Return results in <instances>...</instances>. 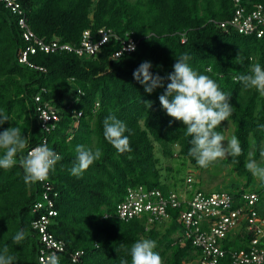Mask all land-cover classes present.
Wrapping results in <instances>:
<instances>
[{"label": "trees", "instance_id": "1", "mask_svg": "<svg viewBox=\"0 0 264 264\" xmlns=\"http://www.w3.org/2000/svg\"><path fill=\"white\" fill-rule=\"evenodd\" d=\"M17 1L22 10L19 15L0 2V110L10 119L0 125V132L20 127L22 137L29 140L28 148L45 141L63 159L43 182L25 183L19 163L0 169V249L7 244L10 254L17 257L16 264H40L32 222L37 216L33 205L43 200V191L56 210L49 230L64 243L60 264H120L121 259L131 264L130 247L142 238L156 241L163 264H199L198 251L184 238L183 228L176 232L183 226L177 220L178 209H169L168 221L152 223H147L146 214L128 220L116 214L129 189L156 188L164 195L177 191L172 166L162 165L164 160L181 158L197 165L188 154L191 137L186 135V126L169 117L159 103L170 81L165 79L164 87L148 94L133 78V71L144 61L152 63L154 75L165 77L173 71L176 58L187 54L193 70L215 80L230 95L233 115L216 130L223 133L230 123L243 151L239 157L219 160L238 175L221 190L236 203L248 189L254 191L264 208V182L256 181L245 167L250 154L255 160L261 158L264 95L254 88L244 89L234 79L247 74L254 63L264 68V26H259V36L256 31L221 26L233 17L234 0ZM238 1L246 11L264 5V0ZM20 15L45 42L78 46L85 30L95 36L100 28L113 30L117 37L94 54L78 55L65 49L44 52L36 47L28 53L27 62H21V51L33 43L23 37ZM129 38L136 42L135 50L114 56ZM145 101L152 102L151 108ZM45 104L53 107L57 118L42 123L36 108ZM77 112L81 113L78 117ZM110 114L126 123L131 152L118 154L105 140L103 120ZM79 144L92 150L99 147L103 155L77 178L69 170L76 163ZM156 147L163 159L156 155ZM28 148L17 154V161ZM196 192L209 193L192 188L190 195ZM255 208L264 216V210ZM20 229L27 235L17 244L13 236ZM251 237L244 232L227 237L226 255L218 264H229V251L246 248ZM76 250L82 255L73 262L71 254Z\"/></svg>", "mask_w": 264, "mask_h": 264}, {"label": "clouds", "instance_id": "2", "mask_svg": "<svg viewBox=\"0 0 264 264\" xmlns=\"http://www.w3.org/2000/svg\"><path fill=\"white\" fill-rule=\"evenodd\" d=\"M134 51V45H129ZM238 53L237 56H239ZM187 54L176 58L172 66L173 71L161 77L153 74L150 61L142 62L132 73L133 78L144 86L145 93L151 94L156 88L164 87V80L170 81L158 99L166 114L186 126V135L191 137L188 154L195 158L201 168H208L211 164L228 157H239L242 154L240 140L233 135L226 139L222 132L216 129L222 121L229 120L233 115V106L229 103L230 95L220 90L218 83L207 75L200 74L189 66ZM234 79L244 89H256L264 95V68L259 62L250 67L247 74H241ZM151 108L152 102H144ZM10 121L9 116L0 110V125ZM171 123V122H170ZM264 129V125L259 126ZM129 131L126 123L115 115L110 114L103 120V136L118 154L131 152ZM227 141L225 147L222 143ZM29 140L21 135V128L14 126L0 132V169H11L19 163L23 169L25 183L43 182L49 178L50 171H54L57 162L63 158L49 148L46 143L37 145L27 152V155L17 161V154L28 148ZM76 163L71 167L70 174L80 178L95 161L99 160L103 152L97 147L95 150L82 144L76 145ZM261 162H257L250 154L245 167L258 180L264 182V145L259 149ZM27 233L20 229L13 236V241L19 244L26 238ZM153 239L142 238L130 247L131 264H163V259ZM17 257L10 254L7 244L0 249V264H16ZM46 264H60L59 257L54 253L48 257ZM120 264H129L127 259H121Z\"/></svg>", "mask_w": 264, "mask_h": 264}, {"label": "built area", "instance_id": "3", "mask_svg": "<svg viewBox=\"0 0 264 264\" xmlns=\"http://www.w3.org/2000/svg\"><path fill=\"white\" fill-rule=\"evenodd\" d=\"M234 1L233 17L221 22L220 25H230L245 33L256 31L258 36L261 35L262 29L259 26H264V5L256 4L253 9L246 11L238 0ZM0 2L18 15L22 13L17 0H0ZM19 24L24 28L23 37L33 43L21 51L18 58L21 62H27L28 53L35 52L36 47L44 52L65 49L74 51L78 55L94 54L109 39L117 37L111 29L100 28L95 36L89 30H85L82 33L80 44L72 46L59 44L56 40L43 41L27 25L24 15L19 16ZM130 44L136 46V42L131 38L126 42L122 41L121 47L114 52V56L131 52ZM35 100L38 101L39 96H36ZM36 110L37 117L42 123L57 118L51 105H38ZM80 114L77 112V117ZM43 143L45 141H42L41 144ZM35 146L37 145L29 147L26 150V155ZM257 200L258 194L254 191L246 192L243 194L242 200L236 203L233 196L225 190L209 193L196 192L191 195L190 193L182 194L179 191H170L164 195L159 189H145L138 186L128 190L124 200L117 205L116 214L123 220L146 214L147 223H152L168 221L171 216L169 209H178L177 220L183 225L184 238L189 239L193 248L198 251L197 261L199 264H218L226 255V249L223 248L224 241L227 237L237 236L241 232L251 234L252 237L246 248L229 251V264H264V216L261 217L255 208ZM33 211L37 212L32 227L36 230L39 240L38 262L46 264L48 257L53 253L60 259L64 243L49 230L56 210L47 192L43 191L42 201L34 203ZM107 216L105 214V217ZM81 255L82 251L76 250L71 254V260L76 262Z\"/></svg>", "mask_w": 264, "mask_h": 264}, {"label": "rangeland", "instance_id": "4", "mask_svg": "<svg viewBox=\"0 0 264 264\" xmlns=\"http://www.w3.org/2000/svg\"><path fill=\"white\" fill-rule=\"evenodd\" d=\"M223 134L226 139L233 136V126L230 123L225 127ZM222 143L225 147L227 146L226 140ZM156 148V155L162 158L158 147ZM260 159H257L256 161L259 162ZM168 164H171L172 166L171 178L173 182H176V190L182 194L190 193L192 188H200L202 191L207 192L219 191L226 188L232 180L238 179V175L234 171H231L230 165L219 162V160L211 164L208 168H201L198 165H192L188 161L183 162L181 158H173L170 161L164 160L162 162V165L164 166ZM162 172L167 173V170L164 169ZM172 180L170 179L169 182ZM256 181L259 180L256 178ZM256 186L258 185L256 184ZM248 191L250 190L248 189L246 192ZM256 205L257 208H259V211L262 212L264 210V208H262L263 205L261 206L260 203L257 202ZM182 228L183 226H179L176 229V232H180Z\"/></svg>", "mask_w": 264, "mask_h": 264}]
</instances>
